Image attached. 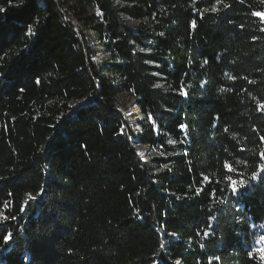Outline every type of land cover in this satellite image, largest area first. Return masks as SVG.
Returning a JSON list of instances; mask_svg holds the SVG:
<instances>
[{"label":"trees","instance_id":"trees-1","mask_svg":"<svg viewBox=\"0 0 264 264\" xmlns=\"http://www.w3.org/2000/svg\"><path fill=\"white\" fill-rule=\"evenodd\" d=\"M261 11L0 0V264H260Z\"/></svg>","mask_w":264,"mask_h":264},{"label":"rangeland","instance_id":"rangeland-1","mask_svg":"<svg viewBox=\"0 0 264 264\" xmlns=\"http://www.w3.org/2000/svg\"><path fill=\"white\" fill-rule=\"evenodd\" d=\"M259 13V16L264 21V11L257 12ZM256 13V14H257ZM125 109L127 113H136V108L133 99L127 98L125 101ZM138 151L140 154H143L146 156L147 159H150V157H158L161 156L160 151L158 150H150L145 147H139ZM264 222L260 224L253 225V229L255 230V238L254 243L252 245L253 252L257 254L260 264H264Z\"/></svg>","mask_w":264,"mask_h":264},{"label":"snow or ice","instance_id":"snow-or-ice-1","mask_svg":"<svg viewBox=\"0 0 264 264\" xmlns=\"http://www.w3.org/2000/svg\"><path fill=\"white\" fill-rule=\"evenodd\" d=\"M256 15H259V13H257ZM161 35H163V33H161ZM149 43H151V41H149ZM205 63H207V61H205ZM225 75H227V74H225ZM154 87L159 88V87H161V85L160 84H156V85H154ZM220 91L223 92L224 89H220ZM169 143H173V141H169ZM165 167H167V165H165ZM228 179L231 180L232 178L228 177ZM240 183H243V182H240ZM231 186L233 188V193L234 194L243 195V193L239 192V188L236 186V182L235 181L232 182ZM177 199H180V197H177ZM208 219H215V217H209ZM262 226H264V225H262ZM207 235H208V233L205 232V236H207ZM162 247H163V245H162ZM201 247H203V245H201ZM176 264H180V261H177Z\"/></svg>","mask_w":264,"mask_h":264}]
</instances>
